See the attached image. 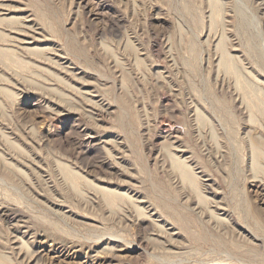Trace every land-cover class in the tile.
Masks as SVG:
<instances>
[{
	"label": "rangeland",
	"instance_id": "rangeland-1",
	"mask_svg": "<svg viewBox=\"0 0 264 264\" xmlns=\"http://www.w3.org/2000/svg\"><path fill=\"white\" fill-rule=\"evenodd\" d=\"M226 2L264 81V0ZM196 40V0H0V47L25 60L0 59V260L264 264V169L248 139L264 148V123ZM88 181L135 202L109 206Z\"/></svg>",
	"mask_w": 264,
	"mask_h": 264
},
{
	"label": "bare ground",
	"instance_id": "bare-ground-1",
	"mask_svg": "<svg viewBox=\"0 0 264 264\" xmlns=\"http://www.w3.org/2000/svg\"><path fill=\"white\" fill-rule=\"evenodd\" d=\"M235 1L240 2V0H235ZM227 4L228 3L226 2V0H196V38H197L196 41L198 42V44L201 43L206 46L207 55H208V64L210 68H213V66L215 65L218 74L223 73L225 75H228V77H230L233 80L234 89L239 94L238 96L241 97L240 109L243 110L244 108V110H246L248 122L252 125L254 124L255 127L260 125L262 126L264 122L262 121L257 122V120L255 119V113L261 112L264 114V81L260 79L256 71L250 70V66H248L249 61H247L249 59H247V57L245 56L246 53L240 51L237 44L235 43L233 34L230 29V19L227 13L228 12ZM202 36L204 37V39H202ZM198 44L196 43V60L201 56V51L200 50L198 51ZM31 51L34 52V54L42 52V50L38 47L31 48ZM0 59L2 60L10 59L11 62L19 63L20 66H25L24 64L25 60L17 57V54L11 48L0 47ZM256 65L259 66V64L255 61L254 66ZM225 75L224 77H226ZM5 91L7 93H10V91L7 89ZM230 94H232V92ZM231 98L234 100V96ZM233 102L232 104L229 103V107L227 108V111L229 112L230 115L231 112H236L234 110L235 106H233V104L236 101L234 103ZM201 109L200 107H197L196 109V118H197L196 120L198 121L204 119V111H202ZM248 139L250 145L249 155L251 160L250 161L251 167H253L256 171L263 170L264 166L262 163V159L264 158V148L254 143L251 135H249ZM170 157L173 166L179 171L182 179L184 181L189 182L192 185V188L197 192L199 196L200 203L204 202L206 205L208 202L207 201L208 198L203 196L200 191L198 192L199 187L197 186V182H198L196 178L197 176H195L189 165L173 154H170ZM59 163L62 171L64 172L65 176L68 179L74 181L79 177V173L76 170H73L68 164L64 162H59ZM88 182L91 186H93L95 189H97L103 194L104 197L103 199L105 200L106 203H108L109 206H113L115 201L117 200L122 201L123 199H125V201L127 200L132 205L133 202H135L134 199H132V197H130L127 193L120 192L116 189H113L105 185L95 184L94 182H90V181ZM138 205H135V209L137 210V212L145 216L146 213L143 214V207H140ZM209 211H210V215L213 218L217 220L221 219V217L218 216L219 214H217L216 216L214 210H209ZM25 243L26 241H24V245L23 244L22 245L27 246L25 245ZM4 260H0V264H7Z\"/></svg>",
	"mask_w": 264,
	"mask_h": 264
}]
</instances>
